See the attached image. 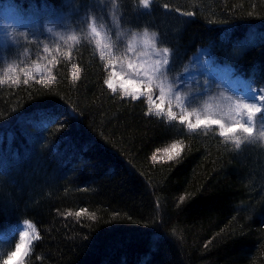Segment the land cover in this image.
<instances>
[{"label": "trees", "instance_id": "trees-1", "mask_svg": "<svg viewBox=\"0 0 264 264\" xmlns=\"http://www.w3.org/2000/svg\"><path fill=\"white\" fill-rule=\"evenodd\" d=\"M3 7L74 33L23 35L0 49V232L35 227L23 264H264L261 132L192 130L145 96L113 92L88 32L94 20L151 32L174 72L207 48L264 89V0H0ZM173 142L176 157L153 158Z\"/></svg>", "mask_w": 264, "mask_h": 264}, {"label": "rangeland", "instance_id": "rangeland-1", "mask_svg": "<svg viewBox=\"0 0 264 264\" xmlns=\"http://www.w3.org/2000/svg\"><path fill=\"white\" fill-rule=\"evenodd\" d=\"M106 1L108 4L111 3V0ZM33 20L34 19L27 16L24 18L11 8H1L0 40L7 39V42H14L18 37L23 35L36 39L39 32L55 37L58 40L68 39L74 36L71 30L60 26L57 21H52V19H47L43 22ZM92 27L97 29L99 35L92 32ZM88 32L91 33L100 52H104L103 57L110 67L109 77L113 70L118 73V75L113 77L116 89L120 90V81L124 79L126 81L124 87L128 88L129 91L136 92L138 96H145L151 108L156 112L168 116V111L171 109L174 118L181 121V117L183 116L185 117L183 122L187 124L189 118L192 123H196L197 117H199L201 121L207 118L209 121L207 125H215L217 127H219V125L212 124V120H219L224 123L225 126L245 122L247 120V111L243 110L242 104L237 106V101L244 99L245 94L249 90L250 81L236 74L231 65L215 61L207 48L200 49L193 55L191 61L184 70L176 73H172L171 70L167 72L168 80L165 81L164 93L161 95L159 88H153L152 92L147 91L148 83L147 80L144 79L147 77V73L141 71L159 60L160 56H158L157 53H162L164 50V47L157 45L155 34L147 31H122L112 20H106L105 25H103V21L101 24L94 20L90 23ZM145 36L149 39V44L147 46L144 44ZM129 44L132 45L131 49H129ZM205 52L207 55H200L201 65L206 63L208 69L211 70V75H208V70L192 62L193 58L196 57L198 53ZM209 57L211 59H209ZM130 63L133 65L132 68L128 67ZM30 69L32 73H37L38 75L42 74V69L39 66H34ZM186 69L188 71L184 87L179 88L178 91L174 87L170 91L171 80L175 79L180 73L185 72ZM206 81H209L212 85L211 93H206L199 97L191 106L182 107L181 105L184 104L186 97L195 89L196 85H203ZM155 83H159V81L157 80ZM251 88L259 94H264L263 88L255 87L252 83ZM176 95L180 97L179 102L175 98ZM229 97H231V99H229ZM245 103H252V101L245 100ZM157 104L163 109L162 112L155 107ZM257 106L264 108V103L257 100ZM242 110L243 120L241 119ZM259 118L260 113H257L250 126H252L254 130L258 129L261 132L264 131V128L261 127ZM201 126L204 125L202 124ZM173 144L176 145L175 148L172 147ZM180 150L181 144L173 142L158 150L156 155L160 157L159 160H167L170 155L172 158L176 157ZM20 231H26L28 233L26 242L33 243L36 238L35 227L29 222L20 223L13 227L6 235H4L6 232L0 234V259L4 257L7 240L10 237L14 234L17 235L19 242ZM26 256H24V259ZM20 259V255L14 256L11 261H8V264H17ZM6 260L7 257L3 258L0 264H5Z\"/></svg>", "mask_w": 264, "mask_h": 264}, {"label": "snow or ice", "instance_id": "snow-or-ice-1", "mask_svg": "<svg viewBox=\"0 0 264 264\" xmlns=\"http://www.w3.org/2000/svg\"><path fill=\"white\" fill-rule=\"evenodd\" d=\"M141 3L145 7H147L149 0H141ZM92 32L95 33L96 35H99V32L97 31V29L95 27H92ZM144 44H145V46H147L149 44V39L147 36L144 37ZM8 46H10V45L7 43V39L0 40V49H4ZM131 47H132V45L129 44V49H131ZM103 55H104V52L101 51V56L103 57ZM157 55L160 56V59L157 60L154 64H151L148 67L142 69L141 71L147 73V77L144 78L147 80V83H148L147 91L152 92L153 88H159V91L162 95L164 93L165 81L168 80L167 72L171 70L169 67V65H170V50L168 48H164L163 52L162 53L158 52ZM200 55H207V53L206 52L205 53H198V55L193 58L192 62L195 63L196 65H199V66L205 68L206 70H208V75H211V70L208 69V65L206 63L201 65ZM209 59H211V58L209 57ZM128 67L132 68L133 65L130 63L128 65ZM187 71L188 70L186 69L185 72L180 73L175 79L171 80L170 88H169L170 91L174 87L177 89V91L179 90V88L184 87V82L186 79ZM116 75H118V73L115 70H113L111 76L104 81V83L107 85V87L109 89H111L113 92L116 91V84L114 83V80H113V77H115ZM157 80L159 81V83H155V81H157ZM125 82L126 81L124 79H121V81H120V90L122 92V95L126 96V97H131L133 100L138 99L139 96L137 95L136 92L129 91L128 88L124 87ZM211 91H212V85L209 81H206L203 85L197 84L195 89L188 94V96L186 97V99L184 101V104L181 106L182 107L191 106V104L196 102V100L199 97L203 96L206 93H211ZM175 98L178 102L180 101L179 95H176ZM229 99H231V97H229ZM245 100L252 101V103H245ZM257 100L261 103H264V94H259L258 92L253 91L251 88V82H249V90L245 94L244 99L237 101V106L242 104L243 110L247 111V120L245 122L232 124L230 126H225V124L219 120H212L211 123L219 125V127H220L219 134L222 137L235 136L238 132H242V133L246 134L248 137H252L253 132H254V128L252 126H250V124L253 122L257 113H260L259 122L261 124V127L264 128V108L257 106ZM155 107L157 109H159L161 112L163 111V109L161 108V106L159 104L155 105ZM243 110L241 112V119L242 120L244 119ZM168 116L174 118L173 112L171 111V109H169V111H168ZM184 120H185V117L182 116L181 121L183 122ZM52 122H54V121H52ZM208 122L209 121L207 118H205L204 121H201L200 118L197 117L196 123H192L190 118H189L188 119V127H189V129L194 130L198 127H201L202 124L204 126H207ZM260 134L262 136H264V131H261ZM239 143H240V141H237V147H239ZM172 147L175 148L176 145L173 144ZM153 158L154 159H160V157H153ZM169 159H172L171 155L169 156ZM183 199H184V197H181V200H183ZM80 214H81L80 212L76 213L77 216H79ZM27 235H28V233L26 231H20L19 242H17L15 244V251L8 253L7 260L5 261V264H8V261H11L12 258L14 256H17V255H20V257H21L20 261H18L17 264H23L24 256H26L28 254V252L30 251V249L32 247L31 242H26Z\"/></svg>", "mask_w": 264, "mask_h": 264}, {"label": "bare ground", "instance_id": "bare-ground-1", "mask_svg": "<svg viewBox=\"0 0 264 264\" xmlns=\"http://www.w3.org/2000/svg\"><path fill=\"white\" fill-rule=\"evenodd\" d=\"M4 235H6V233H5ZM2 236H3V235H2Z\"/></svg>", "mask_w": 264, "mask_h": 264}]
</instances>
